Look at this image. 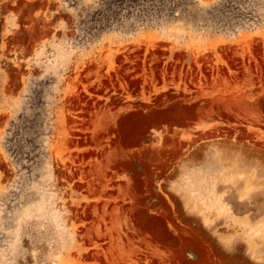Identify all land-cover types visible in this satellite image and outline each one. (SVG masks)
<instances>
[{
	"label": "rangeland",
	"instance_id": "rangeland-1",
	"mask_svg": "<svg viewBox=\"0 0 264 264\" xmlns=\"http://www.w3.org/2000/svg\"><path fill=\"white\" fill-rule=\"evenodd\" d=\"M0 264H264V0H0Z\"/></svg>",
	"mask_w": 264,
	"mask_h": 264
},
{
	"label": "bare ground",
	"instance_id": "bare-ground-1",
	"mask_svg": "<svg viewBox=\"0 0 264 264\" xmlns=\"http://www.w3.org/2000/svg\"><path fill=\"white\" fill-rule=\"evenodd\" d=\"M229 170H230V169H229ZM247 173H248V172H247ZM249 173H250V172H249ZM249 173H248V175H249ZM228 178H229V177H228ZM230 179H232V178H230ZM237 180H238V179H237ZM211 185H212V184H211ZM210 189H211V188H210ZM210 191H211V190H210ZM213 192H214V191H213ZM214 194H215V193H214ZM208 199H209V198H208ZM205 200H206V199H205ZM211 200H212V199H211ZM211 202H213V201H211ZM214 202H215L217 205H219L220 207H223L222 205H220V202H219L218 200H214ZM215 203H214V204H215ZM211 204H212V203H211ZM214 204H213V206H215ZM210 206H211V205H210ZM219 206H218V207H219ZM216 208H217V207H216ZM212 209H213V210H212L213 212L216 211L215 208H212ZM214 209H215V210H214ZM221 209H222V208H221ZM225 209H226V208H225ZM227 209H228V208H227ZM218 210H219V208H218ZM212 211H209V212H212ZM217 212H218V211H217ZM222 212H223V210H222ZM207 213H208V212H207ZM215 213H216V212H215ZM223 213H224V212H223ZM219 214H220V211H219ZM228 219H230V218L228 217ZM228 219H227V220H228ZM233 221H234V219H233ZM229 222H231V220H229ZM229 222H228V223H229ZM241 223H242V222H241ZM243 223H244V222H243ZM231 224H232V223H231ZM231 224H229V225H231ZM233 224H235V221H234ZM238 224H239V223H238ZM227 225H228V224H227ZM242 225H243V224H242ZM239 226H240V225H239ZM244 226H245V225H244ZM227 227H228V226H227ZM230 227H231V226H230ZM236 227H237V225H236ZM246 227H247V226H246ZM241 228H243V227H241ZM246 229H247V228H246ZM250 230H251V229H250ZM252 239H253V238H252ZM253 240H254V239H253Z\"/></svg>",
	"mask_w": 264,
	"mask_h": 264
}]
</instances>
